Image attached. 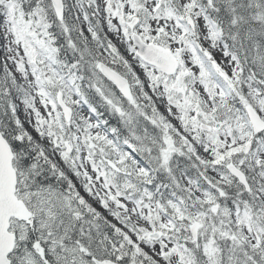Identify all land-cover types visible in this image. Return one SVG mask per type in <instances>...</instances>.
I'll list each match as a JSON object with an SVG mask.
<instances>
[{"label": "snow or ice", "instance_id": "1", "mask_svg": "<svg viewBox=\"0 0 264 264\" xmlns=\"http://www.w3.org/2000/svg\"><path fill=\"white\" fill-rule=\"evenodd\" d=\"M0 264H264V0H0Z\"/></svg>", "mask_w": 264, "mask_h": 264}, {"label": "rangeland", "instance_id": "2", "mask_svg": "<svg viewBox=\"0 0 264 264\" xmlns=\"http://www.w3.org/2000/svg\"><path fill=\"white\" fill-rule=\"evenodd\" d=\"M0 55H2V53H0Z\"/></svg>", "mask_w": 264, "mask_h": 264}]
</instances>
